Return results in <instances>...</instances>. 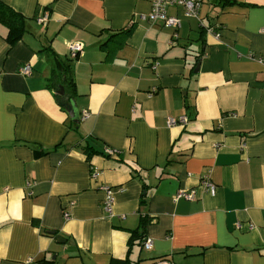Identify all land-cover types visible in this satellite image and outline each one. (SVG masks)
<instances>
[{
    "label": "crops",
    "instance_id": "obj_1",
    "mask_svg": "<svg viewBox=\"0 0 264 264\" xmlns=\"http://www.w3.org/2000/svg\"><path fill=\"white\" fill-rule=\"evenodd\" d=\"M0 1L26 27L10 46L0 24V264H264V0L170 6L179 27L140 19L152 0ZM54 56L73 66L78 123Z\"/></svg>",
    "mask_w": 264,
    "mask_h": 264
},
{
    "label": "built area",
    "instance_id": "obj_2",
    "mask_svg": "<svg viewBox=\"0 0 264 264\" xmlns=\"http://www.w3.org/2000/svg\"><path fill=\"white\" fill-rule=\"evenodd\" d=\"M204 0H152V6L149 12L147 13H140V19L147 21L149 23H156L157 21H163L167 26L179 27L181 24V20L176 17L168 14V8L170 6H181L184 8L186 15L188 16H198L202 3ZM49 19V14L46 13L45 15L37 17V21L39 23H46ZM82 50L81 45L73 44L71 46V57L75 58L78 53ZM260 62L264 65V59H259ZM156 67V66H155ZM20 73L24 75H28L32 71V66L30 64H24L19 68ZM89 115L88 112L84 113V116L87 117ZM190 121V117L187 115H181L179 117L169 116L167 117V125L170 127L177 126V125H186ZM106 152L109 155H114L117 153L116 150L107 148ZM98 168H94L92 172V179L95 180L99 176ZM202 184L204 187L211 193L215 194L217 192V185L211 181L210 176L203 175ZM32 182L28 181L27 187H30ZM101 190L104 191L105 197L103 200V208L108 214L113 213V206H114V190L113 187L108 184H101ZM196 197L195 191H187L185 189H180L176 195L174 196L175 200L180 198L186 199H194ZM69 214L66 213V216ZM143 247L146 250H151L153 247V239L151 237H146L143 241ZM32 258L28 260L30 263ZM153 264H174L168 257H163L157 259Z\"/></svg>",
    "mask_w": 264,
    "mask_h": 264
},
{
    "label": "trees",
    "instance_id": "obj_3",
    "mask_svg": "<svg viewBox=\"0 0 264 264\" xmlns=\"http://www.w3.org/2000/svg\"><path fill=\"white\" fill-rule=\"evenodd\" d=\"M229 3H233V1L230 0ZM0 24H4L8 27L6 41L10 46H13L17 41L21 40L26 32L24 15L15 11L7 4L1 3V1H0ZM49 48L50 47H47L45 49H49ZM54 59L56 60V66L58 69H55V74L50 79L52 81L51 84L57 90H59V85L64 86L65 94L64 95L56 94V96L60 104L66 107V105L69 104V102L71 101V99L73 98L76 92L74 70L70 62H63L61 61V59L58 58V56H54ZM147 222L148 220L146 218H142V222H141L142 228H145ZM136 238H138V233L137 231H133L130 238V243ZM123 261L128 262L127 264H139L138 262L135 263L130 262L131 260L129 258Z\"/></svg>",
    "mask_w": 264,
    "mask_h": 264
},
{
    "label": "water",
    "instance_id": "obj_4",
    "mask_svg": "<svg viewBox=\"0 0 264 264\" xmlns=\"http://www.w3.org/2000/svg\"><path fill=\"white\" fill-rule=\"evenodd\" d=\"M197 70H198V67L196 71ZM60 88H61V94L64 95L65 94L64 87L61 85ZM66 108L72 120L78 123L80 121V118H79V113H78V105L76 101L74 99H71L69 105H66Z\"/></svg>",
    "mask_w": 264,
    "mask_h": 264
}]
</instances>
